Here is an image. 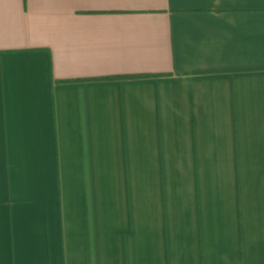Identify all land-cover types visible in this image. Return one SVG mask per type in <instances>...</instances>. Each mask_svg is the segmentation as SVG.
Masks as SVG:
<instances>
[{
	"label": "crops",
	"instance_id": "crops-1",
	"mask_svg": "<svg viewBox=\"0 0 264 264\" xmlns=\"http://www.w3.org/2000/svg\"><path fill=\"white\" fill-rule=\"evenodd\" d=\"M0 264H264V0H0Z\"/></svg>",
	"mask_w": 264,
	"mask_h": 264
},
{
	"label": "trees",
	"instance_id": "trees-1",
	"mask_svg": "<svg viewBox=\"0 0 264 264\" xmlns=\"http://www.w3.org/2000/svg\"><path fill=\"white\" fill-rule=\"evenodd\" d=\"M137 77H143V76H139V75H137V76H124V77H120V76H110L107 79L108 80H110V79H113V80H121V79H124V78L131 79V78H137Z\"/></svg>",
	"mask_w": 264,
	"mask_h": 264
}]
</instances>
